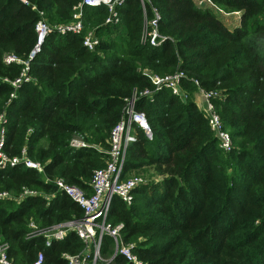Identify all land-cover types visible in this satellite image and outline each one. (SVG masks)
Wrapping results in <instances>:
<instances>
[{
  "label": "trees",
  "instance_id": "obj_1",
  "mask_svg": "<svg viewBox=\"0 0 264 264\" xmlns=\"http://www.w3.org/2000/svg\"><path fill=\"white\" fill-rule=\"evenodd\" d=\"M79 1L0 0L3 151L11 157L26 149L43 164L40 172L22 165L0 168V191L36 192L20 202L0 199V243H7L8 257L31 264L42 252L45 264H69L62 254L83 248L74 231L46 245L42 235L28 236L35 229L30 223L45 229L82 216L53 179L90 191L93 170L106 162L110 130L135 94L151 137L137 129L124 174L152 169L159 180L137 187L131 204L113 198L108 221L122 225L123 242L146 264H264V0H210L223 12H238L231 29L200 0H151L166 37L159 46L140 41V0L118 6L116 23H104L105 5L85 7L83 30L47 34L29 61L31 79L7 104L13 91L9 81L23 64L6 62L5 55L28 60L35 23L66 22ZM145 6L150 18V4ZM91 29L99 38L93 51L83 45ZM144 69L156 75L183 72L186 98L169 89L152 100L140 95L153 87ZM199 87L218 92L212 101L231 136L229 152L218 146L193 100ZM75 134L89 146L73 150ZM112 248L111 237L104 235L102 256H111ZM108 264L133 263L117 254Z\"/></svg>",
  "mask_w": 264,
  "mask_h": 264
},
{
  "label": "built area",
  "instance_id": "obj_2",
  "mask_svg": "<svg viewBox=\"0 0 264 264\" xmlns=\"http://www.w3.org/2000/svg\"><path fill=\"white\" fill-rule=\"evenodd\" d=\"M25 2V0H22ZM125 0H80L72 8L71 18L62 23L49 25L45 20L39 19L35 23L36 43L29 53L28 60H20L12 54H6L4 59L6 62H16L23 64L20 74L13 80L9 81L13 87L10 94L11 99L16 97V90L24 83L28 82L31 77L29 74V61L40 50L41 44L51 31H56L59 34L80 33L83 30V10L85 7H97L105 5L108 10V16L104 23H116L119 20L117 7ZM210 5L217 8L210 0H204ZM150 4L151 17H146L145 4ZM143 10V27L141 32L142 43H149L151 46H159L165 36L159 32L160 13L158 9L151 4V0H140ZM218 9V8H217ZM220 10V9H218ZM221 11V10H220ZM238 13V12H233ZM99 44V38L94 34V31H88L84 35L83 45L93 51ZM150 79L153 87L143 90L140 95L148 97L150 100L156 92L162 89H169L174 95L186 98V91L182 88L181 79L183 72L176 71L165 75L151 74L147 69L143 71ZM197 84V82H195ZM205 104L201 110L205 113L207 123L210 130L218 140V146L225 152H229L233 148V142L229 132L225 129L219 113L216 110L215 104L212 101L218 96L217 91H206L198 88ZM136 95L126 100L123 114L119 121L112 127L109 133V144L106 149V162L104 166L93 170L89 180L88 192L86 189L77 185L69 184L62 178L53 179L58 191L66 194L70 199L77 203L82 209L80 218H73L56 223L45 229H36L35 224L30 223L32 228L28 236L42 235L45 239V244L50 245L52 240H63L69 231H74L82 240L83 248L75 253H63V257L69 264H108L117 254L123 255L128 262L133 264H146L131 251L133 245L125 244L121 235V224L107 223L108 215L111 209L112 200L117 197L126 204H131L133 200L134 190L145 183L146 180L139 175L127 176L124 174V163L126 152L129 144L135 140L137 129H142L147 137H151V132L145 117L141 110L135 107ZM7 116L5 110L0 112V168L7 166L22 165L27 168L42 171L43 164L30 158L26 149H22L19 155L7 156L3 151L5 141ZM149 130V131H148ZM73 150L88 147L89 144L80 134H75L69 145ZM98 149V147H97ZM36 192L29 189H24L20 193L13 195L8 191H0V199H16L17 202L22 201L28 195H34ZM52 194H50L51 196ZM104 235L111 237L113 241V253L109 257H103L101 254V245ZM7 243H0V264H16L7 255ZM31 264H45L42 252H39L36 259Z\"/></svg>",
  "mask_w": 264,
  "mask_h": 264
},
{
  "label": "crops",
  "instance_id": "obj_3",
  "mask_svg": "<svg viewBox=\"0 0 264 264\" xmlns=\"http://www.w3.org/2000/svg\"><path fill=\"white\" fill-rule=\"evenodd\" d=\"M224 14V13H223ZM232 16L231 18L227 17H221V21L228 27V28H233L235 27L238 22H239V14L238 13H228L224 14V16ZM192 97L194 102L196 103L198 108H203L205 101L200 93V91L196 90L195 92L192 93Z\"/></svg>",
  "mask_w": 264,
  "mask_h": 264
},
{
  "label": "rangeland",
  "instance_id": "obj_4",
  "mask_svg": "<svg viewBox=\"0 0 264 264\" xmlns=\"http://www.w3.org/2000/svg\"><path fill=\"white\" fill-rule=\"evenodd\" d=\"M200 2H203V3H206L210 8H212L217 14H219V15H221V17H227V18H231L232 16L230 15V16H224V14H228V13H226V12H223L222 10L220 11V10H218L217 8H215L214 6H212V5H210L209 3H207L206 1H204V0H200ZM224 13V14H223ZM233 13V12H232ZM221 17H220V19H221ZM92 30V29H91ZM91 30H88V31H91ZM87 31V32H88ZM94 34H95V32H94ZM152 169H149V170H134V171H132V172H129V173H127L128 175L127 176H131V175H139V176H141V177H143L145 180H149V179H154V180H159V178L157 177V176H155V175H153L152 174ZM151 175H153L152 177H151ZM139 187V186H138ZM107 223H110L111 224V222L110 221H108L107 220ZM111 251H113V248L111 249ZM108 255H106V256H104V257H107Z\"/></svg>",
  "mask_w": 264,
  "mask_h": 264
},
{
  "label": "water",
  "instance_id": "obj_5",
  "mask_svg": "<svg viewBox=\"0 0 264 264\" xmlns=\"http://www.w3.org/2000/svg\"><path fill=\"white\" fill-rule=\"evenodd\" d=\"M201 4H203V2H200ZM149 131V130H148Z\"/></svg>",
  "mask_w": 264,
  "mask_h": 264
}]
</instances>
